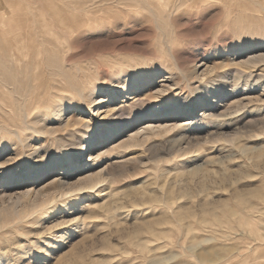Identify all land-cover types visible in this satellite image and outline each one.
<instances>
[{
  "label": "rangeland",
  "instance_id": "rangeland-1",
  "mask_svg": "<svg viewBox=\"0 0 264 264\" xmlns=\"http://www.w3.org/2000/svg\"><path fill=\"white\" fill-rule=\"evenodd\" d=\"M187 2L0 0V145L20 177L0 182V264H264V0H198L206 43L182 34ZM102 21L120 27L82 47ZM168 72L177 86L153 91ZM87 95L103 100L75 108ZM58 101L71 108L53 121ZM148 123L162 126L119 144ZM101 136L76 179L62 160Z\"/></svg>",
  "mask_w": 264,
  "mask_h": 264
},
{
  "label": "bare ground",
  "instance_id": "bare-ground-1",
  "mask_svg": "<svg viewBox=\"0 0 264 264\" xmlns=\"http://www.w3.org/2000/svg\"><path fill=\"white\" fill-rule=\"evenodd\" d=\"M113 1V0H112ZM163 2H165V1H163ZM30 7V6H29ZM22 8V7H21ZM18 26H21V25H18ZM38 26V25H37ZM22 28H25L24 26H21ZM16 28V27H15ZM20 29L21 28H19V30H17V29H15L16 30V34H17V31H20ZM14 30V31H15ZM24 31V30H23ZM12 32V31H11ZM10 32V33H11ZM26 32V31H25ZM20 33H21V31H20ZM14 34H15V32H14ZM24 34V33H23ZM25 35H27L26 33H25ZM19 36H21L20 34H19ZM22 37V36H21ZM28 37V36H27ZM9 38H11V37H9ZM14 38H16L15 36H14ZM263 38V37H262ZM19 39V38H18ZM21 39V38H20ZM13 40V39H12ZM12 40H11V43H12ZM263 40V39H262ZM17 41V40H16ZM30 41H31V37H30ZM15 42V41H14ZM20 42V41H19ZM33 42V41H32ZM31 42V43H32ZM260 42V41H259ZM34 43V42H33ZM264 44V43H263ZM262 44V45H263ZM16 45V44H15ZM34 45V44H33ZM261 45V42H260V44H258V45H256L258 48H260L259 46ZM55 46H57V45H55ZM256 46H254V43L253 42H249V43H247L246 45H240L239 44V46L237 47V48H235V49H233L230 53H232V54H234L232 57H237V56H239V55H241V54H244V52L245 51H247L248 52V49L249 50H251L252 48H254L255 49V47ZM36 47H39V46H36ZM35 47V49L37 50V48ZM263 47V46H262ZM9 48H11V47H9ZM15 49H16V47H14ZM17 50L18 51H28V49L30 50V48H31V45L29 46V44H28V42H20V43H18V45H17ZM48 48V47H47ZM46 48V49H47ZM32 49V48H31ZM34 49V50H35ZM43 49V48H42ZM45 49V50H46ZM49 49V48H48ZM14 49L12 48V51H13ZM39 50H40V47H39ZM44 50V49H43ZM4 52V51H3ZM2 52V53H3ZM30 52V51H29ZM41 52V51H40ZM48 52V51H47ZM15 53H16V51H15ZM14 53V54H15ZM26 53V52H25ZM32 53H33V51H32ZM5 54V53H4ZM50 54V53H49ZM247 54V53H246ZM255 54V53H254ZM259 54V53H258ZM6 55V54H5ZM24 55V54H23ZM34 55H36V53L34 54ZM256 55V54H255ZM2 56V55H1ZM4 56V55H3ZM20 56V55H19ZM37 56H39V54L37 55ZM249 56V55H248ZM263 56V55H262ZM5 57V56H4ZM49 57V56H48ZM47 57V58H48ZM50 57H51V55H50ZM257 57V56H256ZM3 58V57H2ZM15 58V57H14ZM20 58V57H19ZM247 58V57H246ZM252 58H253V56H252ZM11 59H12V57H11ZM21 59V58H20ZM26 59V58H25ZM34 59V58H33ZM32 59V60H33ZM36 59V58H35ZM244 59V58H243ZM15 60V59H14ZM37 60H38V58H37ZM45 60V59H44ZM47 60V59H46ZM241 60V59H240ZM26 61V60H25ZM52 61V60H51ZM250 61V60H249ZM18 62V61H17ZM49 62V61H48ZM53 62V61H52ZM240 62V61H239ZM9 63V62H8ZM19 63V62H18ZM32 63V62H31ZM34 63V62H33ZM40 63V62H39ZM50 63V62H49ZM67 63V62H66ZM6 64V63H5ZM17 64V63H16ZM21 65V64H20ZM37 65V64H36ZM42 65H44V64H42ZM253 65V64H252ZM10 66V65H9ZM8 66V67H9ZM15 66V65H14ZM19 66V65H18ZM22 66H23V64H22ZM26 66V64L24 65V67ZM52 67V66H51ZM18 69H22L21 68V66H20V68H18ZM24 69V68H23ZM30 69V68H29ZM34 70V69H33ZM10 71H11V69H10ZM32 71V70H31ZM30 71V72H31ZM14 72V71H13ZM22 72H23V70H22ZM26 72V71H25ZM151 73H153V71H150ZM38 73V72H37ZM173 73V72H172ZM172 73L171 72H168L167 74H164V76L162 77L161 76V78L159 79V81L160 80H169L166 84H163V83H161L160 85H158V87L155 89V90H153V91H155L156 93H162V92H166V91H170L173 87H176L177 86V83H178V81H177V79H176V77H175V75H172ZM190 73V72H189ZM1 74V73H0ZM31 74V73H30ZM29 74V75H30ZM36 74V73H35ZM89 74V73H88ZM174 74V73H173ZM7 75H9V74H7ZM11 75H13L12 73H11ZM32 75V74H31ZM86 75H87V73H86ZM14 76V75H13ZM88 76V75H87ZM190 77H196V65L195 64H193V70H192V72H191V74L189 75ZM7 76L5 75V77H2L3 79H1V81L3 80V81H5L4 79L6 78ZM11 77V76H10ZM36 77H38V76H36ZM138 77V76H137ZM146 77H147V75H146ZM145 77V79H143V81L145 80V86H146V84L147 83H149V81L147 80V78ZM9 78V77H8ZM8 78H7V80L6 81H8ZM35 78V77H34ZM149 79V78H148ZM16 80V79H15ZM6 81H5V83H6ZM123 81H125V79L123 80ZM133 81V80H132ZM17 82V81H16ZM19 82V81H18ZM8 83H10V82H8ZM30 83V82H29ZM151 83V82H150ZM157 83V82H156ZM19 84V83H18ZM84 84H86V83H84ZM123 84V83H122ZM127 83H125V84H123V85H121V89H122V92L125 94L124 96H126V95H128V93H127V91H126V87H127ZM130 85V84H129ZM133 85V89H135V88H137V86H138V83H133L132 84ZM62 86V85H61ZM10 87H12V86H10ZM21 88V87H20ZM23 88V87H22ZM21 88V89H22ZM12 89V88H11ZM127 89H128V87H127ZM28 90V89H27ZM64 90V89H63ZM3 91V90H2ZM29 91V90H28ZM0 93H1V91H0ZM17 93V92H16ZM20 93H21V91H20ZM98 93H102V91L101 90H99L98 91ZM106 93V92H105ZM104 93V94H105ZM154 93V92H153ZM10 94V93H9ZM27 94V93H26ZM101 95V94H100ZM103 95V94H102ZM15 96V95H14ZM23 96V95H22ZM22 96H21V98H22ZM88 96V95H87ZM1 98V97H0ZM8 98V97H7ZM38 98V97H37ZM104 98H106V97H104ZM18 99V98H17ZM30 99V98H29ZM6 100V99H5ZM9 100V99H8ZM14 100V99H13ZM20 100V99H19ZM18 100V101H19ZM101 100H103V97H99V96H96V97H91V96H88L87 97V103L86 104H84V105H80V106H75V108H79L80 110H83V108L85 109V110H87V109H89L90 107H91V103H93V102H95V103H99ZM107 100V99H106ZM4 101V100H3ZM21 101V100H20ZM33 101V100H32ZM37 101V100H36ZM36 101H35V103H36ZM213 100L212 99H209L207 102L209 103V102H212ZM38 102V101H37ZM21 103V102H20ZM225 103V102H224ZM37 104H39V103H37ZM19 105V104H18ZM29 105V104H28ZM223 105V104H222ZM3 106V105H2ZM32 106V105H31ZM227 107V106H226ZM226 107L224 108V109H226ZM20 108V107H19ZM33 108V107H32ZM69 108H71V105H70V103H68V102H66V101H58L57 103H55L54 104V106L52 107V109H51V107H50V111H49V116H51V117H53V121H57V120H59L60 118H61V116L65 113V112H67L68 111V109ZM73 108V107H72ZM30 110H32V109H30ZM21 111V110H20ZM25 111V110H24ZM23 111V112H24ZM27 112H28V110H27ZM37 112V111H36ZM25 113V112H24ZM35 113V112H34ZM15 115V114H14ZM37 116L36 117H33L32 119H30L28 122H29V124L32 126V129H33V131L34 132H37V134L38 135H43V134H46V133H51L52 132V128H51V126H48L47 125V123L45 122V118H49V117H46V115L44 114V115H38V114H36ZM17 116V115H16ZM23 116V115H22ZM26 116V115H25ZM24 116V117H25ZM20 118V117H19ZM18 119V118H17ZM16 119V120H17ZM49 120V119H48ZM24 123V122H23ZM65 125L66 126H68V118H66V120H65ZM12 124V123H11ZM19 125H20V123H19ZM18 125V126H19ZM159 126H162L161 124H159V125H152V124H145V126H143V127H138V128H140V130L138 129H136V131H134V132H132V133H128V134H126V137L125 138H123L121 141H120V143L119 144H124V145H126V146H129V145H134V144H136V142L138 141V139H141V137H142V135H144L145 137L146 136H148L147 134L150 132V131H152V129L153 128H155V127H159ZM25 128H26V125H25ZM29 129H31V128H29ZM156 129V128H155ZM71 130V129H70ZM32 131V130H31ZM15 136V135H14ZM112 136V135H111ZM143 136V137H144ZM22 137V136H21ZM97 138V137H96ZM19 139H20V143H23V145L25 144V139H22V138H20L19 137ZM106 140H107V138L106 137H100L99 139H94V140H91V142H87V144L86 145H84L83 147H82V150H80V152H78V153H76V154H72V155H70V156H68L67 157V159L65 160V159H63L62 160V162H65V161H67L68 162V164L67 165H69L70 166V168L72 167V168H74V170L75 169H77L78 170V172H76L77 174H78V176H76V179H81L82 180V178H87V177H89V179H90V177H91V179H92V172H90V171H88V172H83V170H81V167H83L82 165L81 166H79L80 165V163H81V161H82V158L84 157L85 159H84V161L86 160V161H88V163H89V168H91V166L94 164V160H91L90 159V157H93V156H91L95 151H96V149H98V147L99 146H97V144H100V146H101V144H103L104 142H106ZM8 142V141H7ZM22 145V146H23ZM6 146V145H5ZM5 148V147H4ZM7 149V148H6ZM63 167V166H62ZM52 170V169H51ZM88 170V168L86 167L85 169H84V171H87ZM76 174V175H77ZM80 174H82V175H80ZM94 174V173H93ZM95 175V174H94ZM84 180V179H83ZM59 181V180H58ZM58 181H57V183H58ZM99 182H101V181H99ZM15 184H13L12 186L13 187H16V186H20V179H18V180H16V182H14ZM56 183V184H57ZM93 184H91L90 186L92 187V186H96V183L97 182H92ZM64 184V183H63ZM54 185V184H53ZM63 186V185H62ZM94 186V187H95ZM60 189V188H59ZM82 189V188H81ZM94 189V188H93ZM18 191H20V190H18ZM24 191V190H23ZM16 192V191H15ZM19 193V192H18ZM9 194V193H8ZM3 195H4V192H3Z\"/></svg>",
  "mask_w": 264,
  "mask_h": 264
},
{
  "label": "snow or ice",
  "instance_id": "snow-or-ice-1",
  "mask_svg": "<svg viewBox=\"0 0 264 264\" xmlns=\"http://www.w3.org/2000/svg\"><path fill=\"white\" fill-rule=\"evenodd\" d=\"M182 7L186 10L185 14L180 16L178 19L182 21L183 33L187 40L192 43H199L201 41L207 42L208 36L204 33V22L207 19V15L210 13H205L201 15L199 13L198 0H188L187 3H184ZM120 27L119 22L113 21H102L99 25L95 28L90 29L89 31L83 33L79 39L78 43L82 47H87L90 41L95 40V38L99 36L106 35L109 31H114ZM156 69H151L149 71H154ZM5 145H0V182L4 181L5 179H19L18 176H9L16 165L9 161L7 165L3 164V160L6 159L7 154L3 152ZM68 195H72V193H68ZM71 223V221H69ZM55 227V225L53 226ZM52 229H49L51 232ZM43 249H41V252ZM36 260V264H40V261L43 259L42 256H34Z\"/></svg>",
  "mask_w": 264,
  "mask_h": 264
}]
</instances>
